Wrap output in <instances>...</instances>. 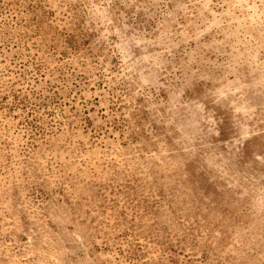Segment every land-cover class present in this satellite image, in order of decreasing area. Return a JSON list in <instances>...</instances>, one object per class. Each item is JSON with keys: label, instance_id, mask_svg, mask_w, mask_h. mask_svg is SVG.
<instances>
[{"label": "rangeland", "instance_id": "1", "mask_svg": "<svg viewBox=\"0 0 264 264\" xmlns=\"http://www.w3.org/2000/svg\"><path fill=\"white\" fill-rule=\"evenodd\" d=\"M0 264H264V0H0Z\"/></svg>", "mask_w": 264, "mask_h": 264}]
</instances>
